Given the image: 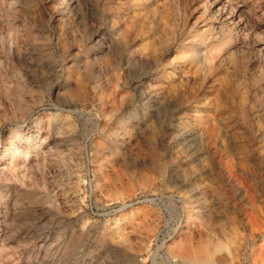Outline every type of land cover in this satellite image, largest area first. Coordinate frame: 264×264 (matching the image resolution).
Instances as JSON below:
<instances>
[{"label":"rangeland","instance_id":"rangeland-1","mask_svg":"<svg viewBox=\"0 0 264 264\" xmlns=\"http://www.w3.org/2000/svg\"><path fill=\"white\" fill-rule=\"evenodd\" d=\"M0 264H264V0H0Z\"/></svg>","mask_w":264,"mask_h":264}]
</instances>
